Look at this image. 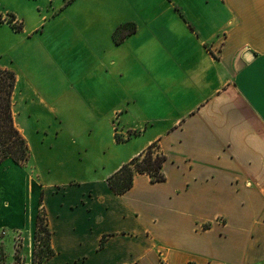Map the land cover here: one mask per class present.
<instances>
[{
  "label": "crops",
  "instance_id": "obj_1",
  "mask_svg": "<svg viewBox=\"0 0 264 264\" xmlns=\"http://www.w3.org/2000/svg\"><path fill=\"white\" fill-rule=\"evenodd\" d=\"M12 1L0 7L23 27L10 37L46 78L77 77L64 59L105 73L103 102L108 68L132 70L146 112L90 108L91 127L115 117L139 142L111 165L62 160L32 188L55 251L43 264H264V0ZM153 143L166 180L136 174L115 193L108 179Z\"/></svg>",
  "mask_w": 264,
  "mask_h": 264
},
{
  "label": "rangeland",
  "instance_id": "obj_2",
  "mask_svg": "<svg viewBox=\"0 0 264 264\" xmlns=\"http://www.w3.org/2000/svg\"><path fill=\"white\" fill-rule=\"evenodd\" d=\"M1 2L3 5H15L12 0ZM3 5L0 7L4 18V22L0 23V67L14 71L19 78L14 97V117L30 146L31 157L25 166L12 161L0 166V246L12 257L19 255L24 264H34L35 260L39 262L42 259V252L46 251V234L38 229L40 219L45 218L43 208H39L42 196L34 200L32 188H38L40 181L54 175L52 169L62 160L66 159L69 166L72 165L68 160L78 162L81 157L93 166L108 162L111 165L113 160L131 151L140 140L139 133L133 132L115 117H108L107 121L106 116L98 114L94 117L95 125L91 127L88 110L95 106L99 111L100 108L109 110L125 106L129 112L121 118L130 121L145 119L146 112L133 103L132 70L117 79L118 75L112 74L116 72V67L108 68L109 94L103 102L100 100L103 88L101 76L104 77L105 73L100 74V79L85 76V69L79 67L80 63L75 66V63L65 62L64 59V62L59 60L61 70L66 73L73 71L77 77L69 80L61 73L55 80L46 78V68L39 60V54H31L27 48H16L15 38L10 35L13 30L16 32L19 27L22 28V23L20 20L14 22ZM66 81H72L76 88ZM116 137L123 141L116 142ZM21 215H31L28 229L23 226L24 217L21 218Z\"/></svg>",
  "mask_w": 264,
  "mask_h": 264
},
{
  "label": "trees",
  "instance_id": "obj_3",
  "mask_svg": "<svg viewBox=\"0 0 264 264\" xmlns=\"http://www.w3.org/2000/svg\"><path fill=\"white\" fill-rule=\"evenodd\" d=\"M10 16L15 22V16L13 14H10ZM2 22H4V18L3 14L0 13V23ZM21 30L22 28L19 27L17 31ZM17 82V75L14 71L0 67V166L7 161H12L19 166H25L31 157L30 146L23 133L18 129L14 117L13 106ZM116 141L120 143L123 140L116 137ZM158 150V144L153 143L144 152L134 157L113 174L108 179L113 191L117 194L127 193L132 188L136 174H147L154 183L165 181L166 177L163 167L167 158ZM38 227L46 234V251L42 252V259L39 262L35 260L34 264H43L55 254L51 247V231L48 227L46 215L44 220L40 219ZM0 264L24 263L19 255L15 254L12 257L3 246H0Z\"/></svg>",
  "mask_w": 264,
  "mask_h": 264
}]
</instances>
